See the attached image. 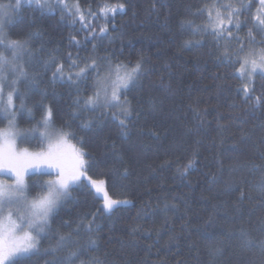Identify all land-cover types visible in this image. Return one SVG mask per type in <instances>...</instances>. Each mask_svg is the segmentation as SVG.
I'll list each match as a JSON object with an SVG mask.
<instances>
[{
    "label": "trees",
    "instance_id": "16d2710c",
    "mask_svg": "<svg viewBox=\"0 0 264 264\" xmlns=\"http://www.w3.org/2000/svg\"><path fill=\"white\" fill-rule=\"evenodd\" d=\"M77 4L89 28L75 14ZM104 4L117 8L114 16L100 15ZM0 5L10 11L7 40L26 42L15 63L27 76L8 75L22 93L13 108L23 134L19 145L45 147V139L28 130L50 109L49 127L67 133L83 153L87 177L104 180L112 197L130 202L106 213L103 199L82 179L52 213L39 236V255L15 264H264V76L254 74L251 83L237 76L238 57L264 50V28L254 24L258 0ZM225 5L240 9L232 16L239 27L213 35L208 12L215 17L219 11L227 23ZM0 54L12 59L5 48ZM92 62L96 70L77 79ZM137 62L140 74L120 94L127 117L121 107L86 106L98 80L117 64L131 69ZM58 67L62 79L53 76ZM245 85L247 97L240 91ZM7 125L0 118V128ZM48 178L28 175L30 197L45 193Z\"/></svg>",
    "mask_w": 264,
    "mask_h": 264
},
{
    "label": "snow or ice",
    "instance_id": "6c2138e0",
    "mask_svg": "<svg viewBox=\"0 0 264 264\" xmlns=\"http://www.w3.org/2000/svg\"><path fill=\"white\" fill-rule=\"evenodd\" d=\"M261 5H264V0H258ZM23 3L32 5L35 4L37 7H44L47 5V0L45 4H41V0H23ZM59 3V0H58ZM21 0H15V7L18 9L20 7ZM2 7V5H0ZM75 14L77 15L82 26L89 28V25L83 24L84 14L81 12L79 5H74ZM119 10L122 12L124 6L121 4L118 6ZM65 10L71 11L67 5H64ZM225 8L230 9L227 23H225L221 13L216 12V16L213 17L211 12H208L209 20L211 21V30L213 35L224 36L225 34L231 35L227 31L228 26L232 25L236 28L239 27V23L233 21V14L239 15L240 9L234 8L231 5H225ZM89 14H92V10L89 9ZM117 11L116 7H109L104 4L100 8V15L107 18L109 15H115ZM201 11H206L201 10ZM8 13L5 10L0 13V48H5L11 52L12 59L8 56L0 54V118H5L8 120V129L0 136L3 138L4 148L0 150V173L9 175L14 178V183L9 185L7 183L0 184V212L10 209L11 206H16L15 215L20 221L19 224H14L13 228L8 233L10 243L5 246H0V264H15V261L30 257L32 255H39L38 244L39 241L37 237L45 231L48 226L49 217L54 212L58 203L61 201L62 197H67L69 188L76 186L80 181L81 177L88 182L89 187L93 189L95 194L103 199L104 203L102 205L106 213H110L114 207L130 203L124 200H114L110 198L105 190L104 181L99 182L92 181L86 176L84 171L85 162L83 160V153H77L78 167L75 173L70 175H65L62 170H60L59 165H55L57 168V179L49 180L44 182L42 187L46 189L43 195H38L34 199H29L26 195L27 185L25 183V175L32 174H47V170L54 165L49 164L47 161L53 158V152L50 150L47 153H29L27 150L23 152H16L14 150L15 137L23 135L22 133L13 132L12 129L16 127V113L13 111L14 97L22 96V93L16 89L15 85L17 80L9 81V73L17 75L18 77H26L27 73L24 72L21 66L15 63V60L20 57L21 52L24 50L26 42H20L16 40H7L6 33L4 32L5 24L10 21L7 20ZM191 26V22H186ZM254 24L258 29L264 28V19H261L259 15L254 17ZM107 32V28H101L100 35ZM96 35V33H93ZM251 36V32H249ZM75 42V41H74ZM243 48V45L241 46ZM241 61V66L237 70V76L240 79H244L247 75L249 83H251L252 76L259 71L260 75L264 76V50L253 53L250 52L248 56L243 58L238 57ZM73 63H75L73 61ZM96 70L95 62L88 64L85 68H81L79 72L75 75L77 79H81L85 76L88 69ZM141 72V65L139 62L136 63L134 67L130 70L127 69L125 65L117 64L111 76L114 78H105L103 80L97 81V90L94 96L89 97L85 104L87 107L92 108L98 104H104L105 106L121 107V115L127 117L129 111L126 107L121 104V92L128 89L130 83L134 82L137 76ZM54 78L62 79L64 78V73L62 67H58L56 72L53 74ZM70 80L71 77H68ZM10 88L11 91L5 92V88ZM243 94L247 97L249 89L247 85L240 89ZM257 103H259V98H256ZM21 109H25L23 102L19 105ZM30 111V110H28ZM51 110L49 109L45 116L39 123L37 128L28 130L29 133L36 134L39 137L48 140L50 139L51 133L47 131L49 123L51 120ZM121 126H125L124 121H120ZM40 128H44L46 131L41 132ZM68 134L64 133L63 136L66 137ZM11 138V139H10ZM62 142V140H61ZM191 163L187 167H191ZM187 169H185L186 171ZM183 174V173H182ZM262 190H264V185H261ZM23 209V211H21ZM13 213L11 211L7 212L6 219L11 220ZM21 225L25 226L30 231H23ZM89 227H91L89 225ZM17 229L23 231V235L16 236L14 233ZM35 232L34 236L32 233ZM246 233H242V236H246ZM61 241L65 240V237L60 238ZM247 243L251 244V240H246ZM94 243V242H93ZM73 255H75L73 253Z\"/></svg>",
    "mask_w": 264,
    "mask_h": 264
},
{
    "label": "rangeland",
    "instance_id": "374dc122",
    "mask_svg": "<svg viewBox=\"0 0 264 264\" xmlns=\"http://www.w3.org/2000/svg\"><path fill=\"white\" fill-rule=\"evenodd\" d=\"M261 9L262 10H259L260 13L258 15L261 17V19H264V5H261ZM5 10L9 14V12H10L9 8L6 5L5 6L2 5V7H0V13L4 12ZM81 12H82V10H81ZM259 51H261V50L253 48L250 51H248V53L245 56H248V54L250 52L256 53V52H259ZM257 73H259V71H257ZM110 76H111V74H109L106 78H109ZM245 76H247V75H245ZM111 78H114V76H111ZM7 129H8V125L6 127H1L0 128V133H3ZM12 131L13 132H18L17 127L12 129ZM47 131L49 133H51V136H50V139L45 140V142H46L45 147H43L41 149H32V148H28V147H22V146L19 145V142H18L19 136H16L14 138L15 139L14 150L16 152H18V153L19 152H23L24 150H27L29 153H41V152L47 153V152H49L50 145H51L52 146L51 147V151L53 152V158L50 159L47 162L49 164L54 165V166L47 170V173L49 174V178L46 179V181L56 180L58 178L57 175H56L57 168L55 167V165H59L60 170H62L65 175H70V174L75 173V171L77 170V167H78V160H77V155L76 154L77 153H81L79 148L75 144L71 143L67 139V137H64L63 134H61L60 132H58V131L50 128V127H48ZM61 140H62V142H61ZM3 148H4V142H3L2 136H0V150H2ZM82 158L84 160V157H82ZM81 171L85 172V167L83 169H81ZM29 174H31V173H29ZM29 174L25 175V183H26L27 186H28V175ZM82 179H84V177H81L79 182H81ZM90 179L92 181H97V182L101 181V180L92 179V178H90ZM14 182L15 181H14L13 177H11L9 175H6V174H3V173H0V184L7 183V184L11 185ZM104 187H105V190H106V192H107V194H108V196L110 198H112L114 200H124V199H117V198L112 197L108 193V191L106 189L105 181H104ZM43 194H41V195H43ZM26 195L29 197L30 200L36 198V197H30V195L28 193V188H27V191H26ZM62 198H61V200H62ZM59 203H58V205H59ZM58 205H57V207H58ZM8 211H11L13 213V216H12L11 220L5 218V217H7V212ZM21 211H23V209H21ZM15 212H16V206H11L10 209H7V210H5L3 212H0V246H5V245L10 243V240H9V237H8V233L13 228L14 224H19L20 223V221L18 220V218L15 215ZM51 215H50V217H51ZM50 217H49V220H50ZM21 227L23 228V231H30V229H27L23 225H21ZM46 229H47V227L45 228V230ZM23 231H21L20 229H17L14 234L18 237V236L23 235ZM32 234L34 236L36 235L35 232H33ZM39 236L37 237L38 241H39Z\"/></svg>",
    "mask_w": 264,
    "mask_h": 264
}]
</instances>
